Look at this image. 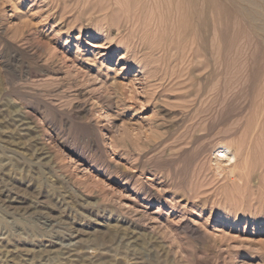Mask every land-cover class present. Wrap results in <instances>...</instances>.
I'll use <instances>...</instances> for the list:
<instances>
[{
    "label": "rangeland",
    "instance_id": "1",
    "mask_svg": "<svg viewBox=\"0 0 264 264\" xmlns=\"http://www.w3.org/2000/svg\"><path fill=\"white\" fill-rule=\"evenodd\" d=\"M90 1L0 0V264H264V37L229 0L190 34Z\"/></svg>",
    "mask_w": 264,
    "mask_h": 264
},
{
    "label": "bare ground",
    "instance_id": "2",
    "mask_svg": "<svg viewBox=\"0 0 264 264\" xmlns=\"http://www.w3.org/2000/svg\"><path fill=\"white\" fill-rule=\"evenodd\" d=\"M88 1V3H89V0H22V2H28L31 6H34V8H37L38 10H41L44 14H45V16L47 17V18H52V19H54V20H61V19H63V18H65L66 17V15H68L69 13L68 12H71V11H74L75 10V6L76 5H79L81 2H84V3H86ZM95 2L93 3L92 1H90V2H92V4H95L93 7H99L98 9L100 10V11H104V13H103V17L104 18H111L112 19V23H114V21H113V19L115 20V17H116V15H118L119 14V12L120 11H122L123 12V10H122V8L123 9H125L126 7L128 8V12H129V14L132 12V9L133 8H139V6H140V4H142V2H143V0H94ZM144 1H146V0H144ZM153 1H155V0H153ZM160 0H157V2H159ZM161 1H163V0H161ZM164 1H166L165 3H166V7H164V8H166V10L168 11V13L167 14H170L169 12H174V15L176 14V17H177V20L178 21H181V28H184V30H186V33L188 32L189 34L192 32V28H193V26H194V22H193V20H192V18H194V17H199L200 19H201V22L199 23V26H200V28L202 29V30H204L205 28L207 29V26H208V18H207V15H206V12L205 11H208V9L207 10H205V8L208 6V4L210 3V1H212V0H164ZM219 1H221V0H219ZM225 1H228V0H225ZM229 1H231V2H233L235 5H236V7H237V11H238V13L240 14V16H242V18H244V20H246L248 23H249V25H250V27H251V30H252V32L256 35V36H263L264 37V25H262L261 24V26H259L258 25V23H257V15H258V10L256 9L257 8V6L258 7H260V5H259V3H260V0H229ZM263 1V4H264V0H261V2ZM147 2V1H146ZM149 2H150V0H149ZM156 2V3H157ZM84 3H82V4H84ZM88 3L86 4L87 6H88ZM155 3V2H154ZM160 3V2H159ZM158 3V4H159ZM162 3V2H161ZM218 3V2H217ZM246 3H250L251 5H252V7H250V6H248V5H250V4H246ZM91 4V3H90ZM91 4V5H92ZM103 4L105 5V4H107L106 6L107 7H104L103 6ZM117 4H120L121 6H116ZM146 4V3H145ZM144 4V5H145ZM150 4V3H149ZM163 4V3H162ZM86 5H84L85 6V8H86ZM102 5V6H101ZM143 5V4H142ZM232 5V4H231ZM230 5V6H231ZM82 6V5H81ZM101 6V7H100ZM214 6V5H213ZM233 6V5H232ZM262 6V5H261ZM122 7V8H121ZM162 7V6H161ZM209 7V6H208ZM212 7V6H211ZM88 8V7H87ZM126 8V9H127ZM156 8H158L157 6H156ZM97 9V8H96ZM97 9V10H98ZM224 9V8H223ZM262 9H263V7H262ZM162 10H163V7H162ZM96 11V10H95ZM154 11V10H153ZM165 11V10H164ZM262 11V10H261ZM74 12H76V11H74ZM73 12V13H74ZM84 12L86 13V11H79V13H83L84 14ZM134 12V11H133ZM236 12V11H235ZM234 12V13H235ZM263 12V11H262ZM68 13V14H67ZM72 13V12H71ZM71 13H70V15H71ZM97 13H99V12H97ZM124 13V12H123ZM122 13V14H123ZM225 13V12H224ZM76 14H77V12H76ZM96 14V13H95ZM155 14H156V12H155ZM165 14V13H164ZM79 15V14H78ZM78 15H76L73 19H70V20H72V21H68V22H66V23H68V28H70L74 23H77L78 21H79V16ZM89 15H90V13H89ZM124 15V14H123ZM159 15V14H158ZM211 15H212V13H211ZM236 15V14H235ZM260 15H261V13H260ZM44 16V15H43ZM69 16V15H68ZM92 16H95V15H92ZM97 16V15H96ZM166 16V15H165ZM169 16V15H168ZM171 16V15H170ZM264 16V15H263ZM73 17V16H72ZM144 17V16H143ZM236 17V16H235ZM117 18V17H116ZM153 18V17H152ZM161 18V20L163 21L164 19H162L163 17L161 16L160 17ZM214 18V17H213ZM212 18V19H213ZM240 18V17H239ZM91 19V18H90ZM100 19V18H99ZM125 19V18H124ZM190 19H191V21H190ZM197 19V18H196ZM264 19V18H263ZM261 20V21H264V20ZM57 20V21H58ZM101 20V19H100ZM99 20V21H100ZM105 20V19H104ZM120 20H122V19H120ZM169 20V19H168ZM217 20V19H216ZM62 21V20H61ZM98 21V22H99ZM115 21H117V20H115ZM166 21V20H165ZM198 21V20H197ZM214 21V20H213ZM218 21H219V23H221L220 22V20L218 19ZM243 21V20H242ZM245 21V22H246ZM84 22V21H83ZM97 22V21H96ZM98 22H97V25H96V23H94L95 24V27H96V29H100V28H103L104 26L106 27V25H104L103 26V24L102 23H100L99 22V25H98ZM172 22V21H171ZM109 23V25L110 24H112L110 21L108 22ZM107 23V24H108ZM120 23H121V21H120ZM129 23V22H128ZM132 23V22H131ZM163 23V22H162ZM170 23V22H169ZM213 23V22H212ZM264 23V22H263ZM62 24V23H61ZM173 24V23H172ZM196 24V23H195ZM93 25V24H92ZM118 24H116L115 26H117ZM156 25H158V24H156ZM243 25H244V22H243ZM74 26V25H73ZM94 26V25H93ZM119 26V25H118ZM131 27L133 26V25H130ZM147 26V25H146ZM145 26V27H146ZM155 26V25H154ZM178 26V25H177ZM198 26V25H197ZM196 26V27H197ZM218 26V25H217ZM52 27V26H51ZM79 28H80V25L78 26ZM120 27V26H119ZM175 27V26H174ZM220 27V26H219ZM77 28V27H76ZM165 28V27H164ZM198 28V27H197ZM81 29V28H80ZM95 29V30H96ZM119 29V28H118ZM134 29V28H133ZM170 29H171V26H170ZM215 29V28H214ZM248 29V28H247ZM79 30V29H78ZM176 29L174 28V31H175ZM81 31V30H80ZM133 31V30H132ZM131 31V32H132ZM143 31H145V30H143ZM157 31V30H156ZM155 31V32H156ZM172 31V30H171ZM195 31V30H194ZM201 31V30H200ZM250 31V30H249ZM96 32V31H95ZM162 32V31H161ZM180 32V31H179ZM178 32V33H179ZM99 33V32H98ZM110 33V32H109ZM153 33V32H152ZM172 33V32H171ZM175 33V32H174ZM178 33H176V34H178ZM187 33V34H188ZM197 33V32H196ZM223 32H221V34H222ZM162 34H163V32H162ZM182 34V33H181ZM194 34V33H193ZM224 35V34H223ZM102 36V35H101ZM123 36V35H122ZM177 36V35H176ZM179 36V35H178ZM189 36V35H188ZM107 37V36H106ZM105 36L103 37V38H106ZM110 37H111V35H110ZM175 37V36H174ZM191 37V36H190ZM200 37V36H199ZM208 37V36H207ZM126 38V37H125ZM168 38V37H167ZM170 38V37H169ZM188 38V37H187ZM192 38H193V36H192ZM204 38V37H203ZM206 38V37H205ZM209 38V37H208ZM208 38H206V39H208ZM108 39H109V37H108ZM111 39V38H110ZM196 39H198L197 37H196ZM200 39H202V38H200ZM219 39V38H218ZM144 40V39H143ZM178 40H179V37H178ZM192 40H194V39H192ZM191 40V42H193ZM199 40V39H198ZM197 40V41H198ZM263 40V39H262ZM166 41V40H165ZM165 41H164V43H165ZM182 41V40H181ZM204 41H205V39H204ZM213 41V40H212ZM66 42V41H65ZM123 42H125V41H123ZM187 42V41H186ZM211 42V41H210ZM214 42V41H213ZM216 42V41H215ZM142 43V42H141ZM174 43V42H173ZM199 43H201V41H199ZM117 44V43H116ZM182 44V43H181ZM185 44V43H184ZM183 44V45H184ZM188 44V43H187ZM187 44H185V45H187ZM193 45H195L194 43H192ZM205 44V43H204ZM182 45V46H183ZM192 45V46H193ZM171 46V45H170ZM171 47H173V46H171ZM170 47V48H171ZM213 47V46H212ZM218 47V46H217ZM183 48H186L185 46L183 47ZM183 48H181L182 50H183ZM221 48V47H220ZM131 49V48H130ZM172 49V48H171ZM196 49V48H195ZM194 49V50H195ZM217 49V48H216ZM175 50V49H174ZM186 50V49H185ZM212 50H213V48H212ZM196 51V50H195ZM203 51V50H202ZM196 52H198V51H196ZM216 52V51H215ZM184 53V52H183ZM188 53H189V51H188ZM206 53V52H205ZM204 53V54H205ZM218 53H219V51H218ZM63 54V53H62ZM72 54V53H71ZM136 54V53H135ZM173 54V53H172ZM171 54V55H172ZM203 54V55H204ZM230 55V54H229ZM232 55V54H231ZM138 56V55H137ZM169 56V55H168ZM221 56V55H220ZM187 57H188V55H187ZM207 57V56H206ZM239 57V56H238ZM172 58V57H171ZM174 58H175V56H174ZM181 58V57H180ZM216 58V57H215ZM71 59V58H70ZM235 59V58H234ZM74 60V59H73ZM184 60V59H183ZM202 60V59H201ZM170 61V60H169ZM180 61H181V59H180ZM185 61V60H184ZM176 62V61H175ZM182 62V61H181ZM77 63V62H76ZM182 64V63H181ZM195 64V63H194ZM214 64V63H213ZM172 66V65H171ZM210 67V66H209ZM200 69V68H199ZM206 69V68H205ZM182 70V69H181ZM220 70V69H219ZM203 71V70H202ZM179 72V71H178ZM97 74V73H96ZM173 74V73H172ZM179 74V73H178ZM177 76V75H176ZM101 77V76H100ZM203 77H205V76H203ZM223 77H225V76H223ZM97 79H98V76H97ZM175 80V79H174ZM183 80V79H182ZM105 81H107V79L105 80ZM185 82V81H184ZM99 83H100V81H99ZM108 83V82H107ZM122 84V83H121ZM185 89V88H184ZM183 90V89H182ZM117 91V90H116ZM181 91V90H180ZM186 91H187V88H186ZM209 91V90H208ZM209 94V93H208ZM115 95V94H114ZM110 96V95H109ZM202 100V99H201ZM264 103V101H261V103ZM263 106H264V104H263ZM258 107V106H257ZM262 108H264V107H262ZM188 110V109H187ZM264 112V111H263ZM262 112V113H263ZM261 113V114H262ZM263 116V115H262ZM258 117H259V115H258ZM259 118H261V117H259ZM258 118V119H259ZM262 121H263V119H262ZM258 126V125H257ZM222 150H225L224 148L222 149ZM226 152H227V150H226ZM214 158V162H215V167H216V170L218 171H216V173H222L223 171H228V172H231V173H234L235 172V170L238 168V162L237 161H230V159H228V157L227 156H225V155H222V154H217L215 157H213ZM211 163V162H210ZM212 167H213V165H211ZM214 168V167H213ZM212 168V169H213ZM215 170V169H214ZM238 170H239V168H238ZM228 172H226V174L228 173ZM218 175V174H217ZM230 175V174H229ZM234 176V175H233ZM128 180H129V178H128ZM127 181V180H126ZM166 191V190H165ZM161 192V191H160ZM150 193V192H149ZM165 198V197H164ZM177 199V198H176ZM175 199V200H176ZM167 204V203H166ZM236 216H237V214H236ZM238 219V218H237ZM9 238V237H8ZM72 260V259H71ZM83 260V259H82ZM77 262V261H76ZM82 262V261H81ZM77 264V263H76ZM97 264V263H96ZM103 264V263H102Z\"/></svg>",
    "mask_w": 264,
    "mask_h": 264
}]
</instances>
